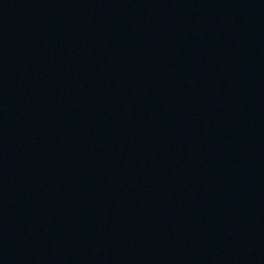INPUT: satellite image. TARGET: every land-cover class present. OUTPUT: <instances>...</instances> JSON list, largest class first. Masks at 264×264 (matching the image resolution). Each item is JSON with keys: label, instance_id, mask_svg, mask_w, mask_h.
Listing matches in <instances>:
<instances>
[{"label": "water", "instance_id": "1", "mask_svg": "<svg viewBox=\"0 0 264 264\" xmlns=\"http://www.w3.org/2000/svg\"><path fill=\"white\" fill-rule=\"evenodd\" d=\"M138 94L264 222V0H67Z\"/></svg>", "mask_w": 264, "mask_h": 264}]
</instances>
